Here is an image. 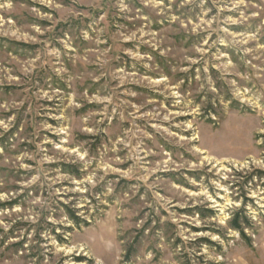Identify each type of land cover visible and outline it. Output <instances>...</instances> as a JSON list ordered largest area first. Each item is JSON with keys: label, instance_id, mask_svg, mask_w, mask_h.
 Listing matches in <instances>:
<instances>
[{"label": "rangeland", "instance_id": "rangeland-1", "mask_svg": "<svg viewBox=\"0 0 264 264\" xmlns=\"http://www.w3.org/2000/svg\"><path fill=\"white\" fill-rule=\"evenodd\" d=\"M0 264H264V0H0Z\"/></svg>", "mask_w": 264, "mask_h": 264}, {"label": "trees", "instance_id": "trees-1", "mask_svg": "<svg viewBox=\"0 0 264 264\" xmlns=\"http://www.w3.org/2000/svg\"><path fill=\"white\" fill-rule=\"evenodd\" d=\"M69 215L72 219H74V220L76 219L75 214L70 213ZM234 225H235V228H239V230L241 229V227L239 226V224L237 222ZM240 231H243V230L241 229Z\"/></svg>", "mask_w": 264, "mask_h": 264}]
</instances>
